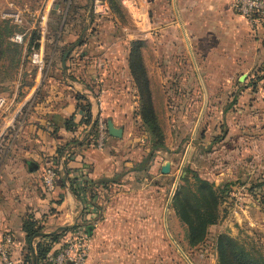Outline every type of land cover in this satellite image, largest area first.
Listing matches in <instances>:
<instances>
[{
  "label": "crops",
  "instance_id": "0c3cea01",
  "mask_svg": "<svg viewBox=\"0 0 264 264\" xmlns=\"http://www.w3.org/2000/svg\"><path fill=\"white\" fill-rule=\"evenodd\" d=\"M110 1L123 3L128 15V4H135L143 20L146 14L148 27L137 25V33L142 32L137 39L143 41L141 53L149 76L154 69H175L176 52L181 50L187 58L184 65L190 69L188 73L195 72L206 100L201 109L203 116H219V122L207 123L206 138L202 139L213 153L206 151L201 177L216 182L264 180V25L254 26L237 14L233 0ZM62 5L63 0L51 3L50 23L52 17L59 16ZM14 6L21 12L33 9ZM83 9L78 7L75 13ZM111 15L114 18L115 14ZM52 29L43 47L53 55L54 67L41 96L24 111L19 123V113L37 77L27 69L24 94L0 116V127L8 126L13 131L16 126V132L8 137L7 155H0V239L7 232L12 235L11 255L16 264H27L22 223L28 217L43 225L45 231L77 219L87 227L92 240V233L107 216L108 200L127 194L122 190H128L132 180L137 179V165L148 149L136 127L140 120L139 96L128 67L130 43L67 44L66 33L72 36L68 30L62 32V41L52 43L58 34ZM234 97L238 101L225 105ZM250 99H254L252 106L247 102ZM82 103L89 105V122L85 121L86 110L78 108ZM68 117L77 123L74 131L63 126ZM97 119L106 125L102 148L86 142L91 121ZM214 135L221 136L213 140ZM72 138L81 145L71 142ZM67 143L59 154L57 149ZM61 156L64 160L56 188L47 192L41 184V172L46 163L59 161ZM63 166L78 189V197L62 186ZM77 175H82L83 183L76 180ZM104 220L107 252V244L118 237L113 234L117 232L115 227L111 228L115 224ZM136 243L143 244L138 238ZM109 250L115 253L112 246Z\"/></svg>",
  "mask_w": 264,
  "mask_h": 264
},
{
  "label": "rangeland",
  "instance_id": "374dc122",
  "mask_svg": "<svg viewBox=\"0 0 264 264\" xmlns=\"http://www.w3.org/2000/svg\"><path fill=\"white\" fill-rule=\"evenodd\" d=\"M42 1L0 0V96L7 99L6 106L0 109V116L24 94L22 87L26 70L31 69L30 72L37 74L28 62L31 48L44 46L48 42L46 35L43 38L31 29L23 44L15 43L11 37L17 27L10 18H3V14L14 11V3L40 9L38 7ZM108 4L111 11L109 16L112 17L113 13L116 19L103 17L99 18L101 21L94 22L98 17L90 11L92 0H71L70 3L65 0L61 13L56 18L52 17L53 22L48 24V28L52 27L54 33L58 31L54 35L61 41L62 32H71V38L66 33L64 42L67 44L131 43L139 40L137 37L142 32L137 33V25L148 27L146 14L143 20L141 13L136 12L135 4H128L131 10L129 15L123 3L108 0ZM69 5L84 9L68 14ZM176 53L175 69H154L150 76L147 72L150 104L158 131L153 133L141 117L136 121V127L148 146L145 159L137 165V179L132 180L133 184L128 190H122L127 194L108 200L107 216L102 218L98 230L92 233L90 255L85 264H218L216 239L220 234L237 239L244 249L264 257V180L231 179L217 182L219 187L214 189L217 219L208 226L201 242L189 244L187 225L180 219L174 197L179 195L190 208L203 206L193 173L201 177L206 151L213 153V148L207 147L202 139L206 138L207 123L219 122V116H203L201 109L204 99L196 74L194 70V74L188 73L190 69L184 65V58L187 60L184 52L178 49ZM149 59L152 61L151 54ZM167 62L168 59L166 66ZM16 90V100L11 104ZM252 100H247L250 106L253 105ZM236 101L234 97L225 105ZM217 136L221 135H214L213 140ZM163 166H166L165 172L162 171ZM242 185L244 187L238 189ZM105 218L109 224H115L111 228L115 227L117 232L113 234L118 237L107 244V252L104 246ZM137 238L143 244L136 243ZM110 246L115 253H110ZM30 263L27 260V264Z\"/></svg>",
  "mask_w": 264,
  "mask_h": 264
},
{
  "label": "built area",
  "instance_id": "2783aa9c",
  "mask_svg": "<svg viewBox=\"0 0 264 264\" xmlns=\"http://www.w3.org/2000/svg\"><path fill=\"white\" fill-rule=\"evenodd\" d=\"M54 0H46L40 9H29L24 12L20 10L6 11L3 18H10L16 25L17 30L14 31L11 40L18 44H23L28 30H35L43 38L49 37L48 24L50 23L51 3ZM70 3L71 0H66ZM233 10L246 17L254 26L264 25V0H233ZM91 13L98 18L109 17L110 7L107 0H92L90 7ZM50 39V38H49ZM58 38L51 41L56 43ZM28 62L37 72L36 82L30 90L26 104L19 113V123L23 120L24 111L28 110L35 99L43 91V86L47 81L50 71L54 67V57L51 53H47L43 46L31 48L28 53ZM7 104L6 97L0 96V109ZM96 137L90 135L87 137L91 146L102 148L107 135L106 125L100 120H96ZM12 128V127H11ZM16 132V126L10 129L8 126L0 127V155H7L10 143L8 137ZM63 156L54 162H48L44 165L41 172V184L45 191L50 192L56 188L60 172L62 171L61 162ZM76 180L83 183L82 175H77ZM68 184V183H67ZM12 235L10 232L4 234L0 239V264H16L11 255ZM56 248L52 255L49 256V264H85L88 260L91 250V236L83 225H79L71 230L66 231L59 241L55 244Z\"/></svg>",
  "mask_w": 264,
  "mask_h": 264
},
{
  "label": "trees",
  "instance_id": "16d2710c",
  "mask_svg": "<svg viewBox=\"0 0 264 264\" xmlns=\"http://www.w3.org/2000/svg\"><path fill=\"white\" fill-rule=\"evenodd\" d=\"M65 0H63V5ZM62 5V7H63ZM77 11L75 5H69L67 7L68 14H73ZM143 45L142 40H135L130 43V51L128 55V67L135 83L137 93L139 96V110L138 114L143 120L144 123L152 129L153 133L158 131V127L155 123L154 112L150 104V90L148 83V74L146 66L143 61L141 47ZM42 92L39 94L41 96ZM38 97V98H39ZM78 99H81V96H77ZM78 108L86 110L87 118L86 122L90 121V110L89 105L86 103L78 104ZM76 122L72 117L64 119V127L68 130L75 129ZM97 134L96 129V120L91 121V130L90 136L95 138ZM71 142L75 145H81L78 139L72 138ZM89 143V140H86ZM158 143L157 145H159ZM68 143L62 145L57 149V152L61 154ZM63 172L66 176L67 182H69V190L76 196H79L77 187L73 186L72 180H69L68 169L63 166ZM64 176V175H63ZM198 187L197 190L200 194V199L203 200V206L196 208H190L186 206V203L182 201L179 195L174 197L175 206L179 209L178 213L180 219L187 225V238L190 245H196L201 242L205 235L207 228L210 224H213L217 219V214L214 211L215 206V188H218L219 185L216 181H209L205 178L198 176L193 173ZM183 179L185 176L182 177ZM57 185V184H56ZM62 186L66 187L64 180L62 179ZM107 186V184L105 185ZM73 229V228H72ZM22 230L25 234V247L27 249L26 259L31 261L30 258V240L32 236L38 232L44 230V226L38 223L34 218L28 217L23 220ZM68 230H63L59 233H50L41 237L38 242L35 244L36 247V261L37 264H49V256L52 255L55 251V244L59 241L61 236ZM216 249L218 252V264H264V257L256 256L253 253L247 251L243 248L242 244L235 238H232L226 234H220L216 239ZM52 250V252H50ZM49 253V255H48ZM48 256V257H47Z\"/></svg>",
  "mask_w": 264,
  "mask_h": 264
},
{
  "label": "water",
  "instance_id": "95a60500",
  "mask_svg": "<svg viewBox=\"0 0 264 264\" xmlns=\"http://www.w3.org/2000/svg\"><path fill=\"white\" fill-rule=\"evenodd\" d=\"M44 4H45V2L43 3V5ZM25 53H26V47H25V51H24V54H23V60H24ZM66 56H67V54H64L63 59H65ZM243 78H244V75L241 77V80H243ZM16 96H17V90H16V92H15V94H14L12 100H11V104H13L15 102ZM204 103H205V99H204ZM185 154H187V152ZM165 170H166V166L165 167L163 166L162 167V171L165 172ZM64 179H65L66 188L69 190V185L66 182V176H64ZM174 186H175V184H174ZM82 209H83V206L81 207V210ZM79 225H83V222L82 221H78L77 219H75L74 222H72L71 224H67V225H64V226H59V227H57L56 229H54L52 231L43 230L41 232H38V233L34 234L32 236V238H31V240H30V258H31V263L30 264H37V261H36V249H35L36 245L34 244V241L36 239H39V238L45 236L46 234L59 233V232H61L63 230L72 229V228H75V227H77ZM90 228L91 227L88 226L89 230H90ZM174 244H176V243L174 242Z\"/></svg>",
  "mask_w": 264,
  "mask_h": 264
}]
</instances>
